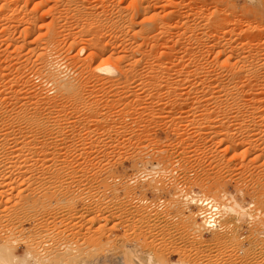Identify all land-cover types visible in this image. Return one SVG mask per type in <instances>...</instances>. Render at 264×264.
<instances>
[{
	"label": "rangeland",
	"instance_id": "obj_1",
	"mask_svg": "<svg viewBox=\"0 0 264 264\" xmlns=\"http://www.w3.org/2000/svg\"><path fill=\"white\" fill-rule=\"evenodd\" d=\"M57 1L16 0L10 3L9 0L8 3V0H0L1 7L11 5L4 8L3 15L8 16L15 8L16 13L9 14L7 21H3L10 24L11 36L20 45L16 50L6 47V42L2 41L4 36L0 34V72L4 73L1 74L4 78H0L12 85L6 94L12 100L15 92L17 97L22 96L20 100L32 104L35 97L31 92L41 93L35 107L39 110L38 140L34 146L17 145L18 148L28 145L27 149L33 152L26 149L30 153L26 151L28 154H25L22 148L15 150L18 152L13 155L15 145L0 147V182H6L0 184V245H8L20 256L27 251L33 255L38 252L35 256H43L46 264H127L137 262L138 257L146 260L149 252L156 261L152 264H156L163 259L176 261L183 250L189 252L193 261L199 255L202 264H240L242 261V264H264V0ZM6 2L7 5L3 4ZM63 2L80 5L74 6L76 11L74 4H65V8ZM8 7L14 8L9 11ZM64 8L65 11L69 9L67 14ZM82 8L84 11L90 8L94 14L96 11L99 15L103 13L107 20L112 15V24L117 17L116 26L108 20L117 33L108 24L107 28L108 21L102 20V14L97 16L101 19L92 22L96 14L82 12L79 10ZM16 9L27 17L31 14L35 26L31 19L33 28H29L28 22H24L26 17L22 19V12ZM71 13L76 16L72 17ZM82 13L94 15L93 18L86 15L85 22L91 21L95 27H106L109 33L113 32L108 35L102 30L106 36L101 40L108 42L110 39L112 44L100 57H93L94 60L86 58L89 49L80 51L83 43L80 39L90 36L82 37L77 32L80 29L86 34L90 32H86L89 29L83 25V20L78 21ZM76 17L77 24L83 23L78 30L80 25L75 28ZM47 22L59 33L57 39L62 49L57 51L58 59H63L60 68L66 70L68 80L78 85V93L57 94L50 84L36 75L35 56L26 44L32 40V45L39 43L36 33L32 32L42 27L36 30L44 33ZM40 23L42 25H38ZM12 24L19 31H14ZM24 26L30 31L22 41L20 31ZM108 58L112 65L121 66V72L115 76L101 75L96 70ZM242 64L245 65V95L239 92L243 87L236 86L239 79L236 72ZM232 70H236L238 79ZM24 80H30L26 87L22 83ZM228 82L236 84L240 94L234 86L228 88L232 86ZM223 87L232 94L226 95L228 91ZM9 104H13L12 101ZM9 147L12 151L6 149ZM141 173L146 174L141 176ZM5 177L10 179L9 184L4 181ZM133 180L135 183H131ZM179 185L184 191L179 190ZM180 191L212 196L218 191L239 192L240 197L243 191L241 199L245 204L255 203L250 210L262 213L261 222L227 218L225 233H222L235 234L238 244L233 247L214 245L211 233L202 230L206 242L196 248L191 239L197 236L187 233L184 222L187 212L182 207V197L175 198ZM198 209L191 206L194 213ZM199 220L196 217L197 223ZM242 255L244 260H241Z\"/></svg>",
	"mask_w": 264,
	"mask_h": 264
},
{
	"label": "bare ground",
	"instance_id": "obj_2",
	"mask_svg": "<svg viewBox=\"0 0 264 264\" xmlns=\"http://www.w3.org/2000/svg\"><path fill=\"white\" fill-rule=\"evenodd\" d=\"M5 1H7V0H5ZM12 1H14V2H16V0H11V2L10 3H14V2H12ZM18 1V0H17ZM26 1V0H25ZM31 1V0H30ZM33 1V0H32ZM42 1V0H41ZM58 1H60V0H58ZM57 1V2H58ZM171 1V0H170ZM3 2V1H2ZM61 2H62V0H61ZM61 2H59L60 4H61ZM65 2H67V0H65ZM71 2V1H70ZM72 2H73V0H72ZM75 2H77V1H75ZM79 2V1H78ZM85 2H87V1H85ZM102 2V1H101ZM8 3H9V0H8ZM7 2L6 3H3V4H8ZM19 3V2H18ZM43 3V2H42ZM45 3H47V2H45ZM54 3V2H53ZM56 3V2H55ZM58 3V4H59ZM64 3V2H63ZM140 3V2H139ZM174 4H175V2H173ZM1 4V3H0ZM57 4V5H58ZM66 3H64L63 5H65ZM70 5V4H74V3H67L66 5ZM105 4V3H104ZM8 5H10V4H8ZM7 5V6H8ZM17 5V4H16ZM25 5V4H24ZM44 5V4H43ZM46 5V4H45ZM48 5V4H47ZM66 5H65V8H66ZM79 5H80V3H79ZM79 5H73V7L74 6H79ZM153 5V4H152ZM170 5V4H169ZM7 6H3V7H1V5H0V7L2 8L1 10L2 11H0V16H2V17H0V18H2V19H0V21L2 20H6L7 21V17L9 16V14L12 16V15H14V13H16V11H15V8L14 7H16V6H14L13 8H14V10L12 11V13H11V11L9 10V9H11V8H9L8 7V10L10 11V13L8 14V16L7 15H3V11L5 10V9H7L6 7ZM11 6V5H10ZM20 6V5H19ZM62 6V5H61ZM84 5H81V7H83ZM100 6V5H99ZM141 6V5H140ZM157 6H158V4H157ZM42 7V6H41ZM52 7V6H51ZM68 7V6H67ZM87 7V6H86ZM113 7V6H112ZM148 7V6H147ZM146 7V8H147ZM5 8V9H4ZM12 8V9H13ZM23 8H24V6H23ZM49 8V7H48ZM65 8L63 9L64 11H65ZM71 8H72V5H71ZM75 9H76V11H77V8L76 7H74ZM73 8V9H74ZM80 8V7H79ZM84 9H85V6L83 7ZM83 8L82 9H79V10H82V12H89V11H91V10H89L90 8H88V10H83ZM92 8V7H91ZM146 8L144 9V10H146ZM150 8V7H149ZM11 9V10H12ZM18 9H22V8H18ZM18 9H16L17 10V12H22V11H18ZM57 9V8H56ZM74 9V10H75ZM23 10V9H22ZM50 10V9H49ZM58 10V9H57ZM94 11H95V8L93 9ZM139 10V9H138ZM143 10V11H144ZM175 10V9H174ZM59 11V10H58ZM67 11H69V9L67 8ZM67 11H65L66 13L65 14H67L68 12ZM73 11V10H72ZM76 11H75V13H76ZM106 11V10H105ZM127 11V10H126ZM181 11V10H180ZM204 11V10H203ZM14 12V13H13ZM23 12H24V10H23ZM23 12H22V14H23ZM32 12V11H31ZM36 12V11H35ZM34 12V13H35ZM45 12H47V11H45ZM70 12H71V10H70ZM70 12H69V14H70ZM74 12V11H73ZM102 12V11H101ZM146 12V11H145ZM147 12H148V10H147ZM154 12V11H153ZM173 12V11H172ZM200 12V11H199ZM24 13H26V11L24 12ZM34 13H32V14H34ZM81 13V12H80ZM80 13L78 14V15H80ZM91 13H93L92 11H91ZM97 13V11L95 12V14ZM99 13V12H98ZM136 13V12H135ZM138 13V12H137ZM141 13V12H140ZM177 13V12H176ZM27 14V13H26ZM24 15L23 14V16L20 14L19 16L21 17L22 16V19L24 18V16L26 17V20H24V22L26 21V22H28L27 24H29V28H31L33 25L35 26V23H36V21H35V18H31V17H33V16H31L30 17V15L27 17V15L29 14H27V15ZM61 14V13H60ZM94 14V13H93ZM94 14V15H95ZM102 14V15H101ZM110 14V13H109ZM160 14V13H159ZM18 14H16V16H17ZM36 15V14H35ZM35 15H34V17H35ZM71 15H72V17L74 16H76V15H74L73 13H71ZM78 15H77V17H78ZM81 15H83V13L81 14ZM86 15H88L89 16V13L88 14H84L83 16H84V18H83V16H82V18L80 19L79 18V20L78 21H80V20H83V23L85 22V16ZM94 15H90L91 16V18H93L92 16H94ZM100 15L102 16L101 18H102V20L105 18H103V16H105V15H103V13H100ZM100 15L99 14H96L95 16V18H93L91 21L93 22L94 21V19H96L97 18V16H99L100 17ZM146 15V14H145ZM144 15V16H145ZM6 16V17H5ZM18 16V17H19ZM38 16V15H37ZM60 17H61V15H59ZM89 16V17H90ZM109 16V15H108ZM112 16V15H111ZM111 16L109 17V19L111 18ZM10 17V16H9ZM15 17V16H14ZM14 17H11V19H13ZM38 17H40V16H38ZM56 17V16H55ZM59 17V18H60ZM77 17H76V19H74V21H75V24H76V27L75 28H77V26H79L78 28H77V30L78 29H80V27H82L83 25L84 26H92L93 28L95 27L94 25H93V23L90 21V23H88V20H87V22H85L83 25L80 23L79 24V22H78V24L76 23V20H77ZM115 17V16H114ZM125 17V16H124ZM42 18V17H41ZM44 18V17H43ZM66 18V17H65ZM64 18V19H65ZM69 18V17H68ZM101 18H97V20H99V19H101ZM108 18V17H107ZM187 18V17H186ZM207 18V17H206ZM20 19V18H19ZM31 19L33 20V24H32V26L30 25L31 23H32V21H31ZM40 19V18H39ZM39 19H37V22H38V20ZM71 19V18H70ZM86 19H88L87 18V16H86ZM108 19V20H109ZM117 19V17L114 19L113 18V24H112V20L110 19V24H112V25H114V26H116V24H117V21H119V20H116ZM122 19V18H121ZM120 19V20H121ZM145 19V18H144ZM223 19V18H222ZM222 19H220L221 21H222ZM10 20V19H9ZM8 20V21H9ZM41 21H42V19H40ZM39 20V21H40ZM57 20V19H56ZM72 20V19H71ZM106 18H105V20H103L104 22H106V21H108ZM116 20V21H115ZM122 20H124V18L122 19ZM131 20V19H130ZM146 20H147V18H146ZM145 20V21H146ZM3 21V22H4ZM12 21V20H11ZM22 20H20L19 22H21ZM58 21V20H57ZM67 21V20H66ZM144 21V22H145ZM148 21V20H147ZM2 22V24H0L1 25V27L0 28H2L3 27V29H2V31H0V34H1V36H4V38H2V41L3 42H6V47L7 46H12V47H14L13 49L14 50H16L17 49V47L19 46L20 47V45H19V43H18V40L17 39H14L12 36H11V32H10V29H9V27H11L10 26V24H9V26L7 25L8 24V22H4L3 23ZM13 22V21H12ZM18 22V23H19ZM23 22V23H24ZM54 21H52L51 23H53ZM63 22V21H62ZM94 22H96V20L94 21ZM98 22V25L97 26H99V21H97ZM102 22V21H101ZM104 22H102V23H104ZM116 24H115V23ZM128 22H129V19H128ZM131 22V21H130ZM141 22H143V20L141 21ZM1 23V22H0ZM18 23L16 24V27H18L17 25H18ZM22 23V24H23ZM49 22H47V24H45V25H47V26H45V27H47L46 29V31L44 32V33H42L41 32V30H36L38 27H36V29L35 30H33V34L34 33H36L35 35L37 36L36 37V39L37 40H39L38 42V44H37V42L34 44V45H32L31 43L33 42V40H32V42L30 43L29 42V45H28V43L26 44L27 46H29L30 48V51H31V54H33L34 56H35V58L33 57V61H34V65H35V69H36V75L38 76V77H41V78H43L44 79V81L46 82V84H50L51 86H52V88L51 89H53V92H57V94L59 93L60 95H64V94H68L69 95V93L70 92H77V89H78V85L73 81V80H68L67 79V74L65 73L66 72V70H64L63 71V67H62V69L60 68L61 66H63L62 64H63V59L61 60H59L58 59V53L59 52H57L58 51V49L60 50V43H59V38L57 39V37H58V34L59 33H57L54 29L55 28H53V26H52V24L51 23H49ZM102 23L100 24V27L102 26ZM109 23V21L106 23V25ZM146 23H148V22H146ZM146 23H144V24H146ZM206 23H208V22H206ZM20 24V23H19ZM86 24V25H85ZM122 24V23H121ZM205 24V23H204ZM37 25V24H36ZM38 25H42L41 23L40 24H38ZM37 25V26H38ZM68 25V24H67ZM82 25V26H81ZM104 25V24H103ZM109 25V24H108ZM108 25H107V28H108ZM112 25H109V28L111 27V29H112V31L114 32L115 30V28H114V26H112ZM129 25H131L132 26V24H129ZM128 25V26H129ZM12 26H13V24H12ZM31 26V27H30ZM44 26V25H43ZM56 26V25H55ZM74 26V25H73ZM86 26V28H88L87 30L88 31H86L87 33L89 32V34H86L85 33V31H83V29H80V31L78 30L77 32L79 33V35H82V37H84L83 35H86V36H88V35H90V36H88V37H86V38H83V39H80V40H82V46L80 47V51H83V50H86V49H89V51L87 52L88 53V55L86 56V58H89V57H91V58H93V57H96L97 55H99V57H100V54L101 53H104V51L105 50H107V48H108V46L110 47L111 46V44L109 43V41H110V39L108 40V42H107V40L105 41V40H101V37L104 35V34H107V32H108V35H110V33L112 32L110 29V33H109V31H107L105 28L104 29H102V28H97V27H95L94 29H92V28H90V26L89 27H87ZM14 27V31H15V29H17V28H15V26H13ZM27 27V28H28ZM103 27V26H102ZM113 27V28H112ZM118 27V26H117ZM116 27V28H117ZM151 27V26H150ZM185 27V26H184ZM33 28V27H32ZM40 29L42 28V27H39ZM38 28V29H39ZM84 28V27H83ZM133 28V27H132ZM144 28V27H143ZM187 28V27H186ZM21 29V28H20ZM26 29V27L24 26V29H21V31H20V35L23 37L22 39V41H25L26 39H25V37H26V34H27V32H28V34H29V31H28V29L27 30H25ZM149 29V28H148ZM18 31H19V29H17ZM58 30V29H57ZM86 30V29H85ZM105 31V32H103V31ZM126 30V29H125ZM128 30H130V29H128ZM154 30V29H153ZM13 31V32H14ZM26 31V32H25ZM192 31V30H191ZM84 32V33H83ZM104 34H103V33ZM112 32V33H113ZM132 32V31H131ZM138 32H140V31H138ZM142 32V31H141ZM173 32V31H172ZM77 33V34H78ZM112 33H111V35H112ZM115 33H117V31H115ZM115 33L113 34V35H115ZM137 33V32H136ZM147 33V32H146ZM154 33V32H153ZM163 33V32H162ZM19 34V33H18ZM27 34V35H28ZM67 34V33H66ZM122 34V33H121ZM141 34V33H140ZM139 34V35H140ZM148 34H150V33H148ZM107 35V36H108ZM118 35V34H117ZM117 35L115 36V37H117ZM125 35V34H124ZM133 35V34H132ZM137 35H138V33H137ZM138 35V36H139ZM142 35V34H141ZM30 36V35H29ZM106 36V35H105ZM105 36H103V37H105ZM122 36H123V34H122ZM128 36V35H127ZM102 37V38H103ZM110 37H113V36H110ZM125 37V36H124ZM151 37V36H150ZM19 38V37H18ZM81 38V37H80ZM123 38V37H122ZM148 38V37H147ZM20 39V38H19ZM34 39V38H33ZM103 39H105V38H103ZM152 39V38H151ZM176 39V38H175ZM207 39V38H206ZM31 40V39H30ZM73 40V39H72ZM35 41V40H34ZM106 43H109L110 45H108V44H106ZM116 41V40H115ZM160 41H161V39H160ZM178 41V40H177ZM102 42H104L105 43V45H104V43H102ZM131 42V41H130ZM149 42V41H148ZM26 43V42H25ZM24 43V44H25ZM117 43V42H116ZM120 43V42H119ZM202 43V42H201ZM163 44V43H162ZM198 46V45H197ZM224 46V45H223ZM158 47V46H157ZM206 47V46H205ZM211 47V46H210ZM187 48V47H186ZM12 49V48H11ZM19 49V48H18ZM62 49V48H61ZM64 49V48H63ZM144 49V48H143ZM14 50H12V51H14ZM113 50V49H112ZM191 50V49H190ZM243 50V49H242ZM8 51H10V50H8ZM7 51V52H8ZM18 51V50H17ZM21 51V50H20ZM15 52V51H14ZM25 52H27V50H25ZM63 52V51H62ZM106 52V51H105ZM155 52V51H154ZM223 52V51H222ZM28 53V52H27ZM230 53V52H229ZM61 54V53H60ZM116 54V53H115ZM154 54V53H153ZM19 55V54H18ZM77 55V54H76ZM110 55V54H109ZM26 56H28V55H25V57ZM61 56V55H60ZM148 56V55H147ZM12 57V56H11ZM14 57V56H13ZM65 57V56H64ZM70 57V56H69ZM113 57V56H112ZM122 57V56H121ZM149 57V56H148ZM244 57V56H243ZM20 58H21V56H20ZM68 58V57H67ZM242 58V57H241ZM9 59V58H8ZM65 59V58H64ZM95 59H97V57L95 58ZM104 59V58H103ZM123 59V58H122ZM139 59V58H138ZM148 59V58H147ZM170 59V58H169ZM239 59V58H238ZM73 60V59H72ZM86 60H88V59H86ZM93 60H94V58H93ZM106 61H103L102 62V64H99V66H97V71H98V73H101V75L102 74H104V71H103V69L105 68V66H111V67H113V68H115L116 69V71L117 72H121L120 70L121 69H119L120 67L119 66H116L117 65V63H116V67L114 66V65H112L110 62H108L110 59L108 58V59H105ZM230 60V59H229ZM242 60V59H241ZM4 61V60H3ZM14 61V60H13ZM122 61V60H121ZM125 61V60H124ZM237 61V60H236ZM16 62V61H15ZM27 62V61H26ZM114 62V61H113ZM69 63V62H68ZM93 63V62H92ZM181 63V62H180ZM220 63V62H219ZM32 64V63H31ZM89 64V63H88ZM138 64V63H137ZM235 64H236V62H235ZM234 64V65H235ZM243 64H244V62H243ZM240 65V67H238V69H237V72H236V70H232L233 72L232 73H234V72H236V74L238 73L239 74V79L241 78V80H239L238 79V74H237V76H236V74H235V76H236V79H238V81L237 80H234V81H231V80H229V81H231L232 83L233 82H238L237 83V85L236 84H232L231 82H228V83H230V84H232V86L230 85V86H228V88H234V90H236V86L237 87H239V85L238 84H240V86L241 87H243V89L241 88V87H239V88H241L242 90H240L239 92L241 93V91H242V94L245 92L244 90V66L245 65ZM11 65V64H10ZM24 65V64H23ZM65 65H67V64H65ZM119 65V64H118ZM167 65V64H166ZM234 65H231V66H234ZM172 66V65H171ZM178 66V65H177ZM30 67V66H29ZM15 69V68H14ZM24 69V68H23ZM39 69V70H38ZM64 69H65V66H64ZM235 69V68H234ZM249 69V68H248ZM1 70V69H0ZM20 70V69H19ZM30 70V69H29ZM87 70V69H86ZM193 70V69H192ZM251 70V69H250ZM26 71V70H25ZM152 71V70H151ZM78 72V71H77ZM123 72V71H122ZM130 72V71H129ZM160 72V71H159ZM18 73V72H17ZM22 73V72H21ZM33 73V72H32ZM97 73V74H98ZM1 74H3L4 75V73H1L0 72V76H3V75H1ZM79 74V73H78ZM132 74V73H131ZM155 74V73H154ZM157 74V73H156ZM186 74V73H185ZM189 74V73H188ZM231 74V73H230ZM22 75V74H21ZM105 75V74H104ZM125 75V74H124ZM190 75H191V73H190ZM246 75H248L247 73H246ZM34 76V75H33ZM32 76V77H33ZM106 76H108V75H106ZM127 76V75H126ZM249 76V75H248ZM234 76L232 75V76H230V79H232ZM4 78V76L2 77V79ZM106 78V77H105ZM108 78V77H107ZM121 78V77H120ZM143 78V77H142ZM154 78V77H153ZM208 78V77H207ZM23 79V78H22ZM32 79V78H31ZM147 79V78H146ZM152 79V78H151ZM185 79V78H184ZM202 79V78H201ZM212 79V78H211ZM235 79V78H234ZM252 79V78H251ZM39 80V79H38ZM118 80V79H117ZM142 80V79H141ZM158 80V79H157ZM166 80V79H165ZM248 80V79H247ZM0 81H1V78H0ZM3 81V80H2ZM1 81V83H0V147L1 146H5V147H7L8 145H12V147H13V145H15V146H17L18 144H21V146H23V144H34V142H36L38 139H37V129H38V124H39V118H38V111L35 109V107H36V104L38 103L39 104V98H40V94L41 93H38V91H34L33 89H29V90H33V93L31 92V94L32 95H34L33 97H35V99L32 101V104L30 103V102H28V103H26V101H23V100H20V98H22V96H18L17 97V95H16V93L14 92V94H15V96L13 97V96H11L13 99L11 100V98L6 94L7 92L6 91H8V90H10L11 88H12V85H10L8 82L7 83H5V82H2ZM11 81V80H10ZM28 81H30V80H28ZM27 80H24L22 83L25 85V87L26 86H28L29 84V82H28ZM34 81V80H33ZM121 81V80H120ZM146 82V81H145ZM176 82V81H175ZM202 82V81H201ZM206 82V81H205ZM249 82H250V78H249ZM118 83V82H117ZM9 84V85H8ZM15 84V83H14ZM144 84V83H143ZM197 84V83H196ZM248 84V83H247ZM246 84V85H247ZM250 84H251V82H250ZM250 84H249V86H250ZM22 85V84H21ZM236 85V86H235ZM15 86V85H14ZM80 86V85H79ZM123 86V85H122ZM164 86V85H163ZM234 86V87H233ZM248 86V87H249ZM44 87V86H43ZM48 87V86H47ZM153 87V86H152ZM166 87V86H165ZM41 88V87H40ZM224 88V87H223ZM227 88V87H226ZM226 88H224L225 90H226ZM249 88H251V86L249 87ZM39 89V88H38ZM159 89V88H158ZM165 89V88H164ZM79 90V89H78ZM121 90V89H120ZM163 90V89H162ZM202 90V89H201ZM217 90V89H216ZM229 90V89H228ZM228 90H226V91H228ZM233 90V91H234ZM238 90L239 89H237L236 90V92H237V94H240V93H238ZM16 91V90H15ZM19 91V90H18ZM218 91V90H217ZM216 91V92H217ZM225 91V92H226ZM250 91V90H249ZM20 92V91H19ZM52 92V93H53ZM164 92V91H163ZM214 92V91H213ZM215 92V93H216ZM248 92V91H247ZM10 93H12V92H9V94ZM28 93V92H27ZM78 93V92H77ZM76 93V94H77ZM145 93V92H144ZM185 93V92H184ZM211 93V92H210ZM220 93V92H219ZM257 93V92H256ZM13 94V93H12ZM13 94V95H14ZM18 94V93H17ZM131 94V93H130ZM149 94V93H148ZM230 94H232V92L231 93H229V91H228V94L226 93V95H230ZM254 94V93H253ZM5 95H7V96H5ZM18 95H20V94H18ZM137 95V94H136ZM154 95V94H153ZM181 95V94H180ZM206 95V94H205ZM234 96L236 95V93H234L233 94ZM244 95H245V93H244ZM248 95H249V93H248ZM247 95V96H248ZM76 96V95H75ZM83 96V95H82ZM81 96V97H82ZM216 96V95H215ZM20 97V98H19ZM66 97V96H65ZM72 97V96H71ZM81 97H80V100H82L81 99ZM147 97V96H146ZM178 97V96H177ZM23 98H24V96H23ZM43 98V97H42ZM159 98V97H158ZM207 98V97H206ZM78 99H79V97H78ZM235 99V98H234ZM52 100H53V98H52ZM85 100V99H84ZM95 100V99H94ZM214 100V99H213ZM248 100V99H247ZM8 101V103H11V101H12V103L13 104H9V105H7L8 103H5V102H7ZM20 101V102H19ZM42 101V100H41ZM55 101V100H54ZM189 101V100H188ZM208 101V100H207ZM253 101H254V98H253ZM261 101V100H260ZM18 102L20 103V104H18ZM44 102V101H43ZM47 102H50V101H47ZM72 102V101H71ZM176 102V101H175ZM186 102V101H185ZM255 102V101H254ZM258 102V101H257ZM53 103H55V102H53ZM72 103H75L74 101L72 102ZM82 103V102H81ZM192 103V102H191ZM256 103V102H255ZM28 104L29 105H32L31 107H29L28 106ZM167 104V103H166ZM208 104V103H207ZM247 104V103H246ZM253 104V103H252ZM33 105H35V106H33ZM75 105H77V104H75ZM84 105V104H83ZM83 105H81V106H83ZM90 105V104H89ZM169 105V104H168ZM79 106V105H78ZM93 106H94V104H93ZM176 106V105H175ZM221 106V105H220ZM229 106V105H228ZM253 106H254V104H253ZM257 106V105H256ZM255 106V107H256ZM38 107V106H37ZM177 107V106H176ZM201 107V106H200ZM259 107V106H258ZM76 108V107H75ZM214 108V107H213ZM254 108V107H253ZM74 109V108H73ZM189 109H191V108H189ZM256 109H257V107H256ZM260 109V108H259ZM89 110V109H88ZM235 110V109H234ZM37 111V112H36ZM44 111V110H43ZM91 111V110H90ZM189 111V110H188ZM187 111V112H188ZM226 111V110H225ZM253 111H254V109H253ZM258 111V110H257ZM257 111H256V113H257ZM260 111V110H259ZM88 112V111H87ZM252 112V111H251ZM39 113H41V112H39ZM91 114V113H90ZM198 114V113H197ZM200 114V113H199ZM49 115V114H48ZM47 115V116H48ZM148 115V114H147ZM186 115V114H185ZM241 115V114H240ZM39 116H40V114H39ZM207 116V115H206ZM214 116V115H213ZM230 116V115H229ZM259 116V115H258ZM45 117V116H44ZM209 117V116H208ZM214 118V117H213ZM263 118V117H262ZM253 119V118H252ZM47 120V119H46ZM187 120V119H186ZM201 120V119H200ZM212 120V119H211ZM215 120V119H214ZM242 120V119H241ZM41 122V121H40ZM54 122V121H53ZM210 122V121H209ZM230 122V121H229ZM239 122V121H238ZM252 122V121H251ZM96 123V122H95ZM199 123V122H198ZM261 123V122H260ZM238 124V123H237ZM243 124H245V121H244V123ZM243 124H240V125H243ZM262 124V123H261ZM221 125V124H220ZM246 125V124H245ZM206 126V125H205ZM224 126V125H223ZM229 126V125H228ZM238 126V125H237ZM259 126V125H258ZM100 127V126H99ZM226 128V127H225ZM42 129V128H41ZM249 129V128H248ZM259 129V128H258ZM263 129V128H262ZM104 130V129H103ZM230 130V129H229ZM260 130V129H259ZM79 131V130H78ZM225 131V130H224ZM235 131V130H234ZM245 131V130H244ZM81 132V131H80ZM231 132V131H230ZM40 133V132H39ZM248 133V132H247ZM254 133V132H253ZM217 134V133H216ZM215 134V135H216ZM228 134H229V132H228ZM251 134V133H250ZM42 136V135H41ZM52 136V135H51ZM256 136V135H255ZM48 137V136H47ZM203 137V136H202ZM237 137V136H236ZM46 138V137H45ZM84 138V137H83ZM224 138V137H223ZM227 138V137H226ZM254 138V137H253ZM251 140V139H250ZM60 141V140H59ZM239 141V140H238ZM39 142V141H38ZM56 142V141H55ZM187 142V141H186ZM223 142V141H222ZM245 142V141H244ZM252 142V141H251ZM45 143V142H44ZM232 143V142H231ZM218 144V143H217ZM31 145V146H32ZM14 146V151L15 150H19V149H21L22 150V148L24 147H22V148H18V146L17 147H15ZM20 146V147H21ZM28 146V145H27ZM26 145H25V147L26 148H23V149H25V154H28L27 152H29L30 150L33 152V149H27L28 147H27ZM30 146V145H29ZM31 146L29 147V148H31ZM34 146V145H33ZM32 146V147H33ZM35 146H37V143H36V145ZM4 147V148H5ZM12 147H9V148H6V149H10L11 151H12ZM16 148V149H15ZM43 148V147H42ZM231 148V147H230ZM235 148V147H234ZM1 149H2V147H1ZM29 150V151H27V150ZM35 149H37V147H35ZM34 149V150H35ZM74 149V148H73ZM4 150V149H3ZM2 150V151H3ZM9 150V151H10ZM20 150V151H21ZM5 151L6 150H4V152L3 153H5ZM19 151V152H20ZM27 151V152H26ZM1 152V151H0ZM16 152H18V151H15V153L13 154V155H16L17 153ZM23 152V153H24ZM56 152V151H55ZM245 152H246V150H245ZM22 153V152H21ZM22 153V154H23ZM30 153V152H29ZM262 153V152H261ZM9 155L10 154H12V152H10V153H8ZM19 154V153H18ZM24 154V155H25ZM248 154V153H247ZM2 155H5V154H2ZM9 155H6L7 157L9 156ZM21 155V154H20ZM20 155H17V158H21L20 157ZM31 154H29V156H30ZM58 155V154H57ZM74 155V154H73ZM83 155V154H82ZM228 155V154H227ZM12 156V155H11ZM11 156H9V158L11 157ZM28 156V155H27ZM23 157V156H22ZM25 157H26V155H25ZM234 157V156H233ZM237 157V156H236ZM249 157V156H248ZM14 158H16V156H14ZM250 158V157H249ZM22 159V158H21ZM24 159V158H23ZM73 159V158H72ZM13 160H15V159H13ZM12 160V161H13ZM18 160V159H17ZM23 161V160H22ZM256 161V160H255ZM11 162V161H10ZM141 162V161H140ZM142 163V162H141ZM11 165V164H10ZM27 165V164H26ZM22 166V165H21ZM24 166V165H23ZM143 166V165H142ZM141 166V167H142ZM145 166V165H144ZM143 166V167H144ZM150 166V165H149ZM14 167V166H13ZM20 168H22V167H20ZM147 169V168H146ZM234 169V168H233ZM147 170H149V169H147ZM228 170V169H227ZM226 170V171H227ZM144 171V170H143ZM151 171V170H150ZM249 171V170H248ZM155 172V171H154ZM230 172V171H229ZM137 173V172H136ZM148 173V172H147ZM156 173V172H155ZM155 173H153V174H155ZM173 173V172H172ZM146 174V173H145ZM145 174L144 173H141L140 175L142 176H145ZM3 175V174H2ZM153 176V175H152ZM239 176V175H238ZM8 177V176H7ZM111 177V176H110ZM151 177V176H150ZM2 178H3V176H2ZM9 178V177H8ZM5 179V180H4ZM3 180L4 181H7V184H9V180L7 179L6 180V177L4 178ZM154 179V177L152 178V180ZM159 179V178H158ZM146 180V179H145ZM1 181H2V179H1ZM156 181V180H155ZM169 181V180H168ZM217 181V180H216ZM157 182V181H156ZM6 183V182H5ZM5 183L3 182V183H1L0 182V184H3V185H5ZM157 183H159V182H157ZM157 183H155L156 184V187H157ZM239 183V182H238ZM259 183V182H258ZM7 184H6V186H7ZM14 184V183H13ZM213 184V183H212ZM241 185V184H240ZM244 185V184H243ZM201 186V185H200ZM131 188V187H130ZM159 189H160V187H158ZM218 188V187H217ZM208 189V188H207ZM214 189V188H213ZM212 189V190H213ZM136 190V189H135ZM179 190H183L184 191V188L182 187V185H179ZM157 191H158V189H157ZM206 191H208V190H206ZM1 192V191H0ZM182 191H180L178 194H176L175 195V198H179L180 196L182 197V207L184 208V210L187 212L186 213V215L184 216V222H185V224H186V226L188 227H185V228H187L188 230V232L187 233H190V234H193V235H196L197 236V238H192L191 240H192V242L195 244L196 243V245H197V247L196 248H199V247H201V245L203 244V242L205 241L204 239H203V232H202V230H205V231H207V232H210L211 233V235H212V240H213V243H214V245H218V246H234V245H236V244H238L239 243V239L236 237V235L235 234H232V235H227V234H224L225 232V227H226V225L224 226V224H225V222H226V220H227V218H234V219H236V221H239V220H243V221H246V220H249V217H252L253 219L252 220H250V222L251 221H256L257 219H256V216H257V214H255V213H253L250 209L251 208H249L248 207V205H249V203L250 202H248L247 204H245L244 203V201L241 199V197L239 196V192H229V193H223L222 191V193L221 192H219L218 191V194H217V192H216V196L214 195V196H212V195H207V194H205V193H201V194H196L194 191H189V192H182ZM204 192V191H203ZM213 192H215V191H213ZM2 193V192H1ZM6 193V192H5ZM209 193V192H208ZM264 193V192H263ZM214 194V193H213ZM2 195V194H1ZM5 195V194H4ZM257 195V194H256ZM259 195H261V194H259ZM128 196V195H127ZM258 196V195H257ZM259 199V198H258ZM262 200H264V199H262ZM258 202V201H257ZM262 202V201H261ZM179 204V203H178ZM191 206H196V208H199L197 211V213H194V212H192V210H191ZM178 207V206H177ZM176 207V208H177ZM181 207V206H180ZM149 210V209H148ZM181 210V209H180ZM183 212V211H182ZM156 213V212H155ZM149 215H151V213L149 214ZM161 215V214H160ZM196 217H198L200 220V223H197V221H196ZM260 218L261 217H259V219L257 220L259 223L261 222L260 221ZM209 219H211V222H212V226H206V221H208ZM263 221V220H262ZM248 223V222H247ZM229 225V224H228ZM251 226V225H250ZM257 229V228H256ZM249 230V229H248ZM222 232H224V233H222ZM227 233V232H226ZM192 235V236H193ZM257 236V235H256ZM195 237V236H194ZM255 238V237H254ZM258 238V237H257ZM182 240V239H181ZM188 240V239H187ZM255 240V239H254ZM206 242V241H205ZM182 243V242H181ZM184 243V242H183ZM209 243V242H208ZM243 244V243H242ZM195 245V246H196ZM8 246V245H7ZM7 246H4L3 244L2 245H0V264H46V262L47 261H45L44 262V260L42 259V257L41 258H39L38 256H40V255H38L37 257L35 256L36 255V253H38V252H35V255H33L32 254V252L31 251H27V252H25V254L24 255H19V254H17V253H15L11 248H8ZM32 246V245H31ZM173 246V245H172ZM186 246V245H185ZM232 246V247H233ZM11 247V246H10ZM230 247L228 248L227 247V249H230ZM251 247V246H250ZM195 248V249H196ZM223 248V247H222ZM236 248V247H235ZM234 248V249H235ZM240 248V247H239ZM239 248H238V250H239ZM30 249V248H29ZM187 249V248H186ZM225 249V248H224ZM211 250V249H210ZM222 250V249H221ZM258 250V249H257ZM198 251V250H197ZM196 251V252H197ZM200 251V250H199ZM218 251V250H217ZM220 251V250H219ZM223 251V250H222ZM221 251V252H222ZM232 251H234L233 250V248H232ZM236 251V250H235ZM242 251V253L244 254V250H241ZM201 252V251H200ZM203 252V251H202ZM215 252H216V250H215ZM221 252H219V253H221ZM229 252H231V250H229ZM218 253V252H217ZM216 253V254H217ZM227 253V252H226ZM225 253V254H226ZM237 253V252H236ZM194 254H196V253H194ZM201 254V253H200ZM216 254H215V256H216ZM233 254V253H232ZM251 254V253H250ZM253 254H254V252H253ZM230 255V254H229ZM252 255V254H251ZM47 256V255H46ZM180 256L181 257H177L178 259L176 260V261H173V260H171V259H163V261L161 260V261H159V262H157L156 264H202V260L201 259H199L200 258V256L198 255V257L199 258H196V259H194V261H193V259H191V255L189 254V252H187V250H183V252H182V255L180 254ZM220 256V255H219ZM218 256V258H220ZM239 256V255H238ZM241 256V255H240ZM243 257V259H241V260H244V255H242ZM249 256V255H248ZM253 256V255H252ZM252 256H250V257H252ZM255 256H256V254H255ZM255 256H253V257H255ZM262 256V255H261ZM121 257V256H120ZM120 257H118V258H120ZM193 257V256H192ZM197 257V256H196ZM201 257H203V256H201ZM210 257V256H209ZM213 257V256H212ZM222 257V256H221ZM224 257V256H223ZM229 257H231V256H229ZM233 257V256H232ZM231 257V258H232ZM234 257H235V255H234ZM246 257V256H245ZM249 257V258H250ZM259 257V256H258ZM258 257H257V259H258ZM264 256H262V258H263ZM206 258V257H205ZM208 258V257H207ZM224 258H226V256L224 257ZM239 258V257H238ZM237 258V259H238ZM48 259V258H47ZM46 259V260H47ZM121 259V258H120ZM213 259V258H212ZM228 259V258H227ZM230 259V258H229ZM234 259H236V258H234ZM236 259V260H237ZM260 259H261V257H260ZM259 259V260H260ZM264 259V258H263ZM50 260V259H49ZM214 260V259H213ZM248 260V259H247ZM253 259H251L250 261H252ZM120 261H123V260H120ZM211 261V260H210ZM220 261V260H219ZM224 260H222V262H223ZM227 261V260H226ZM238 261V260H237ZM236 261V262H237ZM254 261H255V258H254ZM261 261V260H260ZM262 261H264V260H262ZM153 263H155L154 261H152ZM205 262V261H204ZM203 262V263H204ZM207 262V261H206ZM215 262V261H214ZM240 262V261H239ZM243 262V261H242ZM242 262L240 263V264H242ZM121 263V262H120ZM126 263V262H125ZM125 263H123V264H125ZM215 263H217V262H215ZM221 263V262H220ZM251 263V262H250ZM253 263V262H252ZM122 264V263H121ZM127 264H137V262L136 261H131V262H127ZM230 264V263H229ZM231 264H234V263H231ZM238 264V263H237ZM244 264V263H243ZM247 264V263H246ZM249 264V263H248ZM255 264V263H254Z\"/></svg>",
	"mask_w": 264,
	"mask_h": 264
},
{
	"label": "clouds",
	"instance_id": "obj_3",
	"mask_svg": "<svg viewBox=\"0 0 264 264\" xmlns=\"http://www.w3.org/2000/svg\"><path fill=\"white\" fill-rule=\"evenodd\" d=\"M103 71H104V74L109 75V76H115V75L118 74L116 69L111 67L110 65L109 66H105ZM131 183H135V181L133 180V181H131ZM240 195L243 197V195H244L243 191H240ZM248 207L249 208H254L255 207V203L254 202H250ZM261 215H262V213L257 211L256 219L258 220ZM252 219H253L252 217H249V220H252ZM206 226H212L211 219L206 221ZM153 257H154V255L149 252V253H147V259L146 260H140L139 257L136 258L137 264H152Z\"/></svg>",
	"mask_w": 264,
	"mask_h": 264
},
{
	"label": "built area",
	"instance_id": "obj_4",
	"mask_svg": "<svg viewBox=\"0 0 264 264\" xmlns=\"http://www.w3.org/2000/svg\"><path fill=\"white\" fill-rule=\"evenodd\" d=\"M42 83H45L44 81ZM44 85V84H43Z\"/></svg>",
	"mask_w": 264,
	"mask_h": 264
}]
</instances>
